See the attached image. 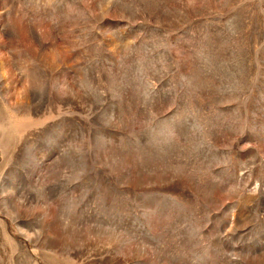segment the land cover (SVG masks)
I'll list each match as a JSON object with an SVG mask.
<instances>
[{
  "label": "rangeland",
  "instance_id": "obj_1",
  "mask_svg": "<svg viewBox=\"0 0 264 264\" xmlns=\"http://www.w3.org/2000/svg\"><path fill=\"white\" fill-rule=\"evenodd\" d=\"M0 264H264V0H0Z\"/></svg>",
  "mask_w": 264,
  "mask_h": 264
}]
</instances>
